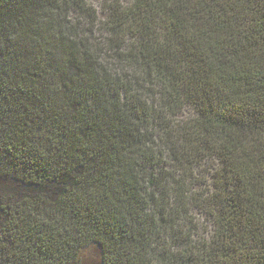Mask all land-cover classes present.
Segmentation results:
<instances>
[{
  "label": "trees",
  "instance_id": "16d2710c",
  "mask_svg": "<svg viewBox=\"0 0 264 264\" xmlns=\"http://www.w3.org/2000/svg\"><path fill=\"white\" fill-rule=\"evenodd\" d=\"M0 0V264H264V0Z\"/></svg>",
  "mask_w": 264,
  "mask_h": 264
},
{
  "label": "rangeland",
  "instance_id": "374dc122",
  "mask_svg": "<svg viewBox=\"0 0 264 264\" xmlns=\"http://www.w3.org/2000/svg\"><path fill=\"white\" fill-rule=\"evenodd\" d=\"M87 1L98 10L99 18L101 20H104L106 16V6L104 0H87ZM76 264H99V258L97 252L93 248L84 249L81 252L79 261Z\"/></svg>",
  "mask_w": 264,
  "mask_h": 264
}]
</instances>
